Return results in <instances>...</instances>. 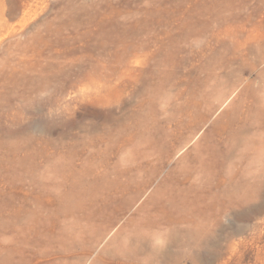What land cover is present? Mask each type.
Returning <instances> with one entry per match:
<instances>
[{
	"label": "rangeland",
	"instance_id": "1",
	"mask_svg": "<svg viewBox=\"0 0 264 264\" xmlns=\"http://www.w3.org/2000/svg\"><path fill=\"white\" fill-rule=\"evenodd\" d=\"M0 264H264V0H0Z\"/></svg>",
	"mask_w": 264,
	"mask_h": 264
}]
</instances>
